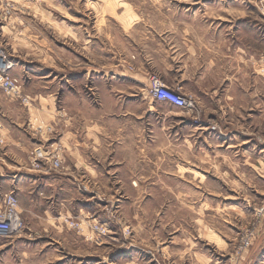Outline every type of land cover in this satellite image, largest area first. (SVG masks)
Listing matches in <instances>:
<instances>
[{
	"label": "rangeland",
	"instance_id": "rangeland-1",
	"mask_svg": "<svg viewBox=\"0 0 264 264\" xmlns=\"http://www.w3.org/2000/svg\"><path fill=\"white\" fill-rule=\"evenodd\" d=\"M169 1L204 10L228 33L264 50V0H0V49L14 60L9 73L20 80L32 103L35 98L26 91L23 76H17L21 71L34 66L40 71L43 65L51 79L58 61L66 58L63 47L82 50L88 34L97 38L98 63L106 44L113 55L124 54L129 33L137 35L130 29L137 15L148 16V26L160 29L157 7ZM185 95L199 107L187 119L199 118L219 129L220 123L208 117L213 111H204L194 94ZM12 101L30 105L0 87V112L15 118L9 111ZM226 102L233 104L230 98ZM243 113L242 124L233 127L227 111L224 121L230 124L222 127L239 129L247 139L224 142L214 134L203 143L202 161L190 160L186 151L199 142L179 138L153 143L160 149L146 151L145 173L139 174L142 195L103 190L84 179L76 188L91 205L84 211L58 212L54 221H47L32 213H26V220L20 210L24 232L0 237V264H254L264 250V162L257 160L264 157V115L249 119L248 108ZM0 124V151L5 153L10 134L2 120ZM41 126L27 124L36 138L29 150L32 167L37 149L39 155L56 152L55 131L43 127L42 132ZM195 127L201 133L209 130ZM50 163L49 173L64 169L63 160L61 166Z\"/></svg>",
	"mask_w": 264,
	"mask_h": 264
},
{
	"label": "crops",
	"instance_id": "crops-1",
	"mask_svg": "<svg viewBox=\"0 0 264 264\" xmlns=\"http://www.w3.org/2000/svg\"><path fill=\"white\" fill-rule=\"evenodd\" d=\"M157 10L155 22L161 28L148 26V16H135L130 29L135 28L138 36L129 33L124 54L113 55L106 44L105 54L99 57L104 61L98 63L97 38L88 34L80 46L83 52L63 47L66 58L64 63L58 61L51 79L43 65L40 71L28 67L17 75L23 76L25 89L35 101L29 106L9 102L15 118L0 112L10 134L5 153L0 151V208L7 194L15 191L26 220V213H32L54 221L58 212L89 207L76 189L84 179L103 190L142 195L144 181L139 174L145 173L146 151L160 149L153 143L179 138L199 142L186 151L190 150V160L200 157L202 161L203 143L214 134L224 142L247 139L239 129H223L230 124L224 116L231 112L232 126L237 127L244 121L245 108L249 119L264 115V50L228 33L220 20H212L204 10L170 1ZM153 75L177 93L194 94L204 111H213L208 117L220 123L219 129L201 133L187 119L190 112L149 97ZM226 98L233 100L231 106ZM34 122H41L42 132L43 127L55 131L56 151L64 165L61 172L31 166L29 150L36 138L27 124ZM170 159L176 162L175 155ZM257 160L264 162V157ZM254 264H264L263 248Z\"/></svg>",
	"mask_w": 264,
	"mask_h": 264
},
{
	"label": "built area",
	"instance_id": "built-area-1",
	"mask_svg": "<svg viewBox=\"0 0 264 264\" xmlns=\"http://www.w3.org/2000/svg\"><path fill=\"white\" fill-rule=\"evenodd\" d=\"M15 62L9 59L0 49V87L3 88L10 95L22 99L24 104L30 102V97L23 95V86L18 78L10 75V70L14 68ZM150 94L152 98L158 101H168L174 104L176 107L190 112L191 114L198 113L197 101L190 95L180 94L172 90L157 76H153L151 79ZM193 123L196 126L202 128H209L215 130L216 127L210 125V123L204 122L199 118L193 119ZM0 128L2 125L0 124ZM41 153L40 148L33 152L32 165L33 168L38 171H49V164L55 161L57 166H61L62 158L57 151H48ZM41 157V158H40ZM53 160L50 161L49 159ZM51 164V163H50ZM53 167V165L51 164ZM24 232L23 222L21 219L19 199L14 192L9 193L2 205V211L0 210V237L14 238L20 236Z\"/></svg>",
	"mask_w": 264,
	"mask_h": 264
}]
</instances>
